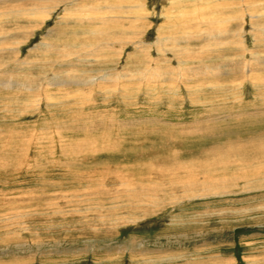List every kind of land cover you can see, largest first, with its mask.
<instances>
[{"label": "rangeland", "instance_id": "374dc122", "mask_svg": "<svg viewBox=\"0 0 264 264\" xmlns=\"http://www.w3.org/2000/svg\"><path fill=\"white\" fill-rule=\"evenodd\" d=\"M27 1H0V264H264V0Z\"/></svg>", "mask_w": 264, "mask_h": 264}, {"label": "bare ground", "instance_id": "6f19581e", "mask_svg": "<svg viewBox=\"0 0 264 264\" xmlns=\"http://www.w3.org/2000/svg\"><path fill=\"white\" fill-rule=\"evenodd\" d=\"M0 1H1V0H0ZM4 1H6V0H4ZM25 1H27V0H25ZM30 1L37 2V1H41V0H30ZM61 1H62V0H61ZM61 1H60V2H61ZM71 1H73V0H71ZM27 2H28V1H27ZM41 2H42V1H41ZM56 2L58 3L59 0H57ZM197 2H198V1H197ZM222 2H223V1H222ZM3 3H4V2H3ZM37 3H38V2H37ZM213 3H214V2H213ZM61 4H62V3H61ZM206 4H207V2H206ZM238 4H239V3H238ZM238 4H237V5H238ZM218 5H219V4H218ZM99 6H101V5H99ZM105 6H106V5H105ZM196 6H197V5H196ZM214 6H215V5H214ZM94 7H95V6H94ZM103 7H104V6H103ZM190 7H193V6H190ZM205 7H206V6H205ZM207 7H208V6H207ZM237 7H238V6H237ZM105 8H107V7H105ZM234 8H235V7H234ZM234 8H233V9H234ZM98 9H99V8H98ZM200 9H201V8H200ZM213 9H214V8H213ZM96 10H97V8H96ZM104 10H105V9H104ZM109 10H110V9H109ZM111 10H112V9H111ZM111 10H110V11H111ZM116 10H117V9H116ZM206 10H207V9H206ZM215 10H216V7H215ZM239 10H240V9H239ZM102 11H103V9H102ZM98 12H99V11H98ZM98 12H96V13H98ZM209 12H210V10H209ZM69 13H70V12H69ZM76 13H77V12H76ZM86 13H87V12H86ZM113 13H114V12H112V15H113ZM199 13H200V12H199ZM88 14H89V13H88ZM105 14H106V13H105ZM110 14H111V13H110ZM115 14H116V13H115ZM207 14H208V13H207ZM207 14H206V15H207ZM95 15H96V14H95ZM99 15H101V17H102L103 14L101 13V14H99ZM108 15H109V14H108ZM121 15H122V14H121ZM238 15H239V14H238ZM89 16H90V15H89ZM104 16H105V15H104ZM116 16H117V14L115 15V17H116ZM119 16H120V15H119ZM252 16H253V18H254V15H253V14H252ZM90 17H91V16H90ZM95 17H96V16H95ZM107 17H109V16H107ZM110 17H111V16H110ZM82 18H83V17H82ZM85 18H86V17H85ZM88 18H89V17H88ZM93 18H94V17H93ZM113 18H114V17H113ZM113 18H112V19H113ZM135 18H136V17H135ZM212 18H213V17H212ZM86 19H87V18H86ZM90 19H91V18H90ZM90 19H89V20H90ZM98 19H99V18H98ZM108 19H110V18H108ZM108 19H107V20H108ZM116 19H118V18H116ZM196 19H197V18H196ZM198 19H199V17H198ZM206 19H207V18H206ZM235 19H236V18H235ZM102 20H104V19H102ZM102 20H101V21H102ZM119 20H120V19H118V21H119ZM212 20H213V19H212ZM94 21H95V20H94ZM101 21H100V22H101ZM118 21H117V23H118ZM227 21H229V20H227ZM97 22H98V21H97ZM106 22L109 23L108 21H106ZM95 23H96V22H95ZM114 23H115V22L112 21V24H113V25H114ZM119 23H120V21H119ZM119 23H118V24H119ZM127 23H128V22H127ZM202 23H204V22H202ZM205 23H206V22H205ZM76 24H77V23H76ZM103 24H104V23H103ZM86 25H87V24H86ZM91 25H93L92 22H91ZM104 25H105V24H104ZM116 25H117V24H116ZM223 25H224V24H223ZM230 25H231V24H230ZM87 26H88V25H87ZM106 27H107V26H106ZM116 27H118V26H116ZM79 29H80V28H79ZM79 29H78V30H79ZM91 30H92V29H91ZM119 30H120V29H119ZM119 30H117V31H119ZM225 30H226V28H224V33H225ZM88 31H89V30H88ZM112 31H113V30H112ZM112 31H111V32H112ZM114 31H115V30H114ZM91 32H92V31H91ZM115 32H116V31H115ZM121 32H122V31H121ZM107 33H108V32H107ZM104 34H105V33H104ZM104 34H103V36H104ZM108 34L113 35L114 33H113V34L108 33ZM108 34H107V35H108ZM122 34H124V33H122ZM217 34H218V33H217ZM225 34L228 35L227 33H225ZM90 35H91V34H90ZM92 35H93V32H92ZM120 35H121V34H120ZM117 36H118V35H117ZM229 36H230V35H229ZM235 36H236V35H235ZM95 37H96V36H95ZM0 38H1V36H0ZM227 39H229V38H227ZM110 41H111V40H110ZM0 42H1V41H0ZM70 42H71V41H70ZM70 42H67V43H70ZM89 42L91 43V41H89ZM111 42H112V41H111ZM111 42H109L108 44H110ZM74 44H75V43H74ZM108 44H107V45H108ZM66 45H67V44H66ZM91 45H93V44L91 43ZM62 46H63V45H62ZM71 46H72V45H71ZM74 46H76V44H75ZM74 46H72L70 49H68L70 54L73 53V52H75V48H74ZM78 47L82 49V43H81V44H78V45H77V48H78ZM100 48H101V47H100ZM52 49H53V47H52ZM66 49H67V48H66ZM68 50H67V51H68ZM67 51H66V52H67ZM237 51H238V50H237ZM205 73H206V72H205ZM106 75H107V74H106ZM87 77H88V76H87ZM71 80H72V79H71ZM88 80H89V79H88ZM95 80H96V78L94 77V78L91 79V81H90L89 83L95 82ZM105 80H106V79H105ZM107 80H108V79H107ZM47 82H48V81H47ZM54 82H55V81H54ZM65 82H66V81H65ZM6 83H7V82H6ZM56 84H57V83H56ZM59 84H60V83H59ZM231 149H234V148H231ZM235 151H236V149H235ZM223 155H224V154H223ZM221 156H222V155H221ZM157 157H158V156H157ZM217 161H219V162H218V165H219V164H223V163L225 162L224 158H218ZM206 162H207V161L201 162V164H202L203 166H205L204 163H206ZM193 165H194V164H193ZM178 169H179V168H178ZM216 173H217V172H215V171H213L212 173H210V171L207 170V176H208V179L210 180V182H212V180L216 182V180H214V179L212 178V176H213V175H216ZM189 174H190V173H189ZM207 176H204L205 179H204V181H201V184H205V185H206V183H207V179H206ZM191 177H192V176H191ZM191 177H190V178H191ZM191 180H194V181H195V180H197V177H195V175H194V179H193V177H192ZM175 182H176V181H175ZM213 183H214V182H213ZM119 184H120V183H119ZM128 184H129V183H128ZM216 184H217V183H216ZM216 184H215V185H216ZM123 185H124V184H123ZM147 185H149V184H147ZM208 187H209V186H208ZM210 187H211V186H210ZM122 190H123V189H122ZM146 190H147V189H145V188H144V189H141V191H143V192H145ZM148 192H149V190H148ZM127 195L129 196V193H128ZM114 197H115V196H114ZM118 197H119V196H118ZM130 205H131V204H130Z\"/></svg>", "mask_w": 264, "mask_h": 264}]
</instances>
